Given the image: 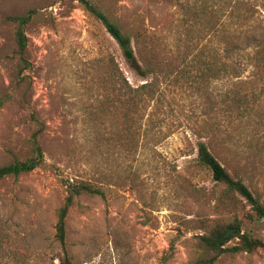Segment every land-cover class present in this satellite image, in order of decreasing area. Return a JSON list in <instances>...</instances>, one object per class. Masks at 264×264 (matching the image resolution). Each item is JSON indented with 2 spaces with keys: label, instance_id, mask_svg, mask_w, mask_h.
<instances>
[{
  "label": "rangeland",
  "instance_id": "rangeland-1",
  "mask_svg": "<svg viewBox=\"0 0 264 264\" xmlns=\"http://www.w3.org/2000/svg\"><path fill=\"white\" fill-rule=\"evenodd\" d=\"M92 2L123 31L144 33L162 59L183 49L190 28L180 3H206L211 15L202 23L215 21L217 32L197 44L215 49L216 78L193 67L189 82L172 79L155 98L141 96L130 126L136 148H122L131 143L122 130L132 112L112 103L111 74L117 68L132 89L146 82L100 21L74 0H0V168L30 157V137L43 126L42 164L0 182V264L64 263L54 226L73 181L104 195L82 196L68 214L71 264H189L204 219L237 216L264 241V220H248L244 199L229 197L196 160L203 142L264 204V0ZM28 12L30 68L18 75L8 18ZM219 264H264V251Z\"/></svg>",
  "mask_w": 264,
  "mask_h": 264
},
{
  "label": "trees",
  "instance_id": "trees-1",
  "mask_svg": "<svg viewBox=\"0 0 264 264\" xmlns=\"http://www.w3.org/2000/svg\"><path fill=\"white\" fill-rule=\"evenodd\" d=\"M85 12L96 18L104 26L106 32L116 42L122 56L129 64L131 69L143 79L146 83L138 88H130L128 83L122 77V74L116 68L111 74L112 103L124 106L131 113L130 122L122 134L125 132L132 135V139L128 144L124 140L120 143L122 148H136V130L132 120L135 114L141 96L153 99L159 93L158 84H168L172 79L179 81L185 79L189 82L191 68L199 67V73H203L201 78L209 80L216 78L212 64L217 60V54L214 48L207 45L198 47V42L203 37L217 32V24L213 20H208L203 24L206 18L211 15L208 12L207 4L202 2L200 6L185 7L180 3L181 10H185L184 19L190 26L183 40L182 48L180 45L171 53L170 56L162 59L159 53L152 46V42L147 39L146 35L141 31L127 33L114 21L110 20L103 11H101L92 0H74ZM214 18V16H212ZM31 19V12L22 16L10 17L8 20L15 25V56L18 62V75L30 68V64L24 58V51L27 46V36L25 27ZM206 35V36H203ZM214 60V61H213ZM179 65L183 66L181 74L175 72V68ZM203 68V71H202ZM2 102H0V106ZM134 126L130 128V126ZM42 124L37 122V129L30 137V146L32 154L25 160H15L10 164L0 168V182L8 177L18 178L21 175L28 174L35 170L43 162V152L38 143V136L42 132ZM132 129V130H131ZM132 131V132H131ZM197 164L208 171L213 181L222 184L225 193L229 197L239 195L244 199L250 207L251 213L246 214L250 221L264 220V204L252 194V192L244 185L242 180L235 175L230 174L227 169L217 160L210 152L208 146L199 142L197 145ZM65 198L62 206L57 211L56 224L54 226V239L60 247V251L64 255L63 264H71L70 256L66 247V224L70 210L77 206L81 207L79 199L82 196L103 197L104 193L101 188L88 181H73L65 184ZM230 211L234 206H223ZM228 207V208H227ZM230 208V209H229ZM202 234L195 237V256L189 264H219L225 256H235L238 254H253L259 250L264 251V241L254 237L243 229L242 221L234 216L229 221L219 219H204L200 222ZM234 242L232 246L230 243ZM174 248L173 242L170 244L168 251Z\"/></svg>",
  "mask_w": 264,
  "mask_h": 264
}]
</instances>
